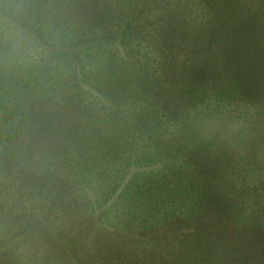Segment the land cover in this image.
<instances>
[{"label": "rangeland", "instance_id": "obj_1", "mask_svg": "<svg viewBox=\"0 0 264 264\" xmlns=\"http://www.w3.org/2000/svg\"><path fill=\"white\" fill-rule=\"evenodd\" d=\"M231 15L264 0H0V264H264V95L205 63Z\"/></svg>", "mask_w": 264, "mask_h": 264}, {"label": "trees", "instance_id": "obj_2", "mask_svg": "<svg viewBox=\"0 0 264 264\" xmlns=\"http://www.w3.org/2000/svg\"><path fill=\"white\" fill-rule=\"evenodd\" d=\"M217 19L209 17L206 28L202 29V35L209 34L216 40L215 43L221 42L217 44L214 56L205 58V63L212 69L215 68L214 64H218L217 70L224 73L228 82L224 89L254 104L264 95L263 23L247 21L250 23L248 24L233 15L224 17L221 21ZM222 40L226 41L224 46ZM191 68L195 67L190 66L188 69ZM199 70L203 72L202 68ZM184 79L185 83H189ZM210 88L216 89L214 86Z\"/></svg>", "mask_w": 264, "mask_h": 264}]
</instances>
